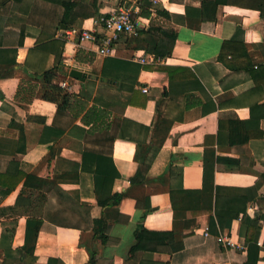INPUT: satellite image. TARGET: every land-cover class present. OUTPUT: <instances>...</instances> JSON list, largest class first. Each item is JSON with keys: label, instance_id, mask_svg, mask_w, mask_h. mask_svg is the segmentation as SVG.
I'll return each instance as SVG.
<instances>
[{"label": "crops", "instance_id": "obj_1", "mask_svg": "<svg viewBox=\"0 0 264 264\" xmlns=\"http://www.w3.org/2000/svg\"><path fill=\"white\" fill-rule=\"evenodd\" d=\"M134 5L136 0H0V153L34 173L0 195V264H18L28 213L41 219L33 264H87L93 247L100 264H243L248 246L237 247L245 216H262L254 245L255 264H264V0H158L149 16L136 12L142 35H121L109 56L80 39L82 30L102 36L96 15ZM233 38L242 61H249L239 71L217 59L223 42ZM71 69L84 79L72 78ZM45 71L51 83L65 82L67 92L107 109L110 127L88 132L81 114L68 112L53 123L56 104L41 98ZM51 149H59L56 169L44 162ZM82 150L110 157L119 175L102 188L126 193L104 244L89 223L101 215L94 205L100 176L79 172L76 182L57 176L70 163L81 164ZM141 157L149 168L131 184ZM205 159L213 164L211 210L203 208ZM167 166L171 172L165 173ZM46 176L56 178L60 196L42 183ZM179 188L199 190L176 194V204L186 207L184 219L194 225L184 230L179 252H153L163 239L150 234L139 241L136 228L171 231L170 190ZM39 191L45 199L37 206ZM71 193L78 200L72 208L58 201ZM209 215L232 247L203 234Z\"/></svg>", "mask_w": 264, "mask_h": 264}, {"label": "trees", "instance_id": "obj_2", "mask_svg": "<svg viewBox=\"0 0 264 264\" xmlns=\"http://www.w3.org/2000/svg\"><path fill=\"white\" fill-rule=\"evenodd\" d=\"M138 13L142 16H149L150 9L154 8L149 0H136ZM156 10V9H155ZM96 18H99V15H96ZM144 29H138V35H142ZM81 33V32H80ZM80 35V34H79ZM235 39H231L229 41H224L221 48L219 49V54L217 59L224 66L229 68L232 71H239L246 68L249 65V61L244 59L242 61V54L240 51H237L236 48L232 45L235 42ZM237 45V44H236ZM44 80V89L41 93V98L47 100L49 102H53L56 104V111L54 115V121L58 120L59 116H61L64 112L71 113L74 118H78L80 115L81 123L89 126L87 129L88 132H92L94 130H106L110 127L111 121L109 120V111L105 108L97 106L95 103L89 105L88 98L82 94H74L67 92L65 89L61 87L60 84L51 83L52 76L49 71H45L43 73ZM46 82V83H45ZM131 102V101H130ZM75 127L83 130V127L75 125ZM85 130V129H84ZM44 134H42L43 136ZM40 136V135H39ZM54 140L58 139L60 136L59 133L53 135ZM62 146V142L59 144V148ZM59 152V149L53 150L48 154V157L45 158L44 162L47 163V166H51L52 162L54 164V169L57 168L56 163L54 162L56 153ZM0 153V195L6 196L12 191H14L17 186L21 183V181L28 178V175H32L34 173L27 174L23 168H20V165H17L15 161H13L12 156L5 157ZM81 164L70 163L69 166L65 167L61 173L57 174V176H62L64 178L68 177L72 182H76L73 180H77V176L79 172H92V174H96L100 176L101 182L95 180L94 190L96 193V199L94 202L95 206L101 208V215L99 218H94L90 223V230H92L93 237L99 240L101 243H105L106 241V230L107 228L115 222V216L118 211L117 206L121 202V200L126 196V193H110V189H108L107 193L105 189L102 187H108L106 184H110L113 181V178L118 176L119 174L115 172V168L113 166L112 160L110 157H106L101 155L102 153H98L97 151L91 150H82L81 151ZM138 167L134 176L130 179L131 184H137L138 181L136 177L140 174H144L147 172L146 170L149 168V162H144V159L141 157ZM168 167V166H167ZM213 164L212 161L208 162L204 161L203 164V190L205 192V202H203V208L205 210H211L212 208V172H213ZM171 172V167L169 166L165 173ZM95 175V176H96ZM56 176V177H57ZM55 177L46 176L42 179V183L48 186V188H52L53 191L60 196V190L57 186V183L54 181ZM109 179V183H106ZM28 183V180L24 181L22 188L20 189V193L26 190L25 185ZM101 186V188H99ZM31 189H27L28 198ZM199 192V190H185L183 188H179L176 190H170V199L172 202V210H173V228L171 231L153 234L147 231L141 224H139L136 228V236L140 241L142 238L144 239L147 235H157L159 239H163L165 243L160 246H155V248L151 249L153 252L157 251H166L169 254L179 252L181 248H183V239H184V230L189 228V226L194 225L190 220L184 219V214L186 211V207L179 206L176 204V200L178 199L176 194L183 193L184 195L195 194ZM40 194L34 200V205H42L43 200L45 199L44 192L39 191ZM59 202H68L70 205L69 208H72L78 203L77 196L71 193V196L62 199L58 197ZM87 206L90 209V206L87 202H81L80 206ZM88 209V210H89ZM146 211L143 212L142 218L144 217ZM35 214H27L26 226H25V234H24V242L19 249H16L17 259H15L18 264H33L35 257L33 254L37 234L41 229V219H38L34 216ZM260 217H255L254 219H250L248 216H245L241 222L240 230H239V239L243 245L248 246V253L246 259L243 264H255L258 256V248L254 245L255 239L258 235L260 226L259 220ZM217 220L213 215H209L208 218V231L209 233L217 236L218 234V226ZM220 225V224H219ZM222 227V226H221ZM13 231L9 233V237H11ZM217 238V237H216ZM174 241L173 244H169L170 241ZM169 241V242H168ZM96 248L93 247L88 249L89 251V260L87 264H100L98 260V253L95 251Z\"/></svg>", "mask_w": 264, "mask_h": 264}, {"label": "built area", "instance_id": "obj_3", "mask_svg": "<svg viewBox=\"0 0 264 264\" xmlns=\"http://www.w3.org/2000/svg\"><path fill=\"white\" fill-rule=\"evenodd\" d=\"M151 4L154 6L158 3V0H149ZM137 5L134 6H122L117 10L108 12L106 15H101L97 19L100 22L103 33L101 37H98L93 32L88 30H82L80 33L81 40H87L94 45L97 46L96 53L101 56H109L114 52V45L120 39L121 35L126 36H136L138 35V29L140 28L139 19L136 16V12L138 11ZM139 63H145L146 59L143 57L134 58ZM61 87H67L65 82L60 83ZM147 89L143 87L142 91H146ZM204 235H208V228L204 229ZM216 241L222 244L224 249L233 246L231 240L219 233L217 235ZM245 245H238V249L244 250ZM261 257L264 260V249L261 251ZM220 264H231L229 261H225Z\"/></svg>", "mask_w": 264, "mask_h": 264}, {"label": "water", "instance_id": "obj_4", "mask_svg": "<svg viewBox=\"0 0 264 264\" xmlns=\"http://www.w3.org/2000/svg\"><path fill=\"white\" fill-rule=\"evenodd\" d=\"M69 75L72 78H75V79H78V80H83L84 77H85V75L81 71H78L76 69H71Z\"/></svg>", "mask_w": 264, "mask_h": 264}]
</instances>
